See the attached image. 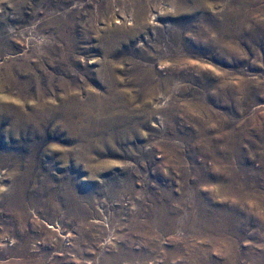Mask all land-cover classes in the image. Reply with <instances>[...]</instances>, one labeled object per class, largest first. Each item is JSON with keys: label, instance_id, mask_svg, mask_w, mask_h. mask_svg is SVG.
Segmentation results:
<instances>
[{"label": "rangeland", "instance_id": "rangeland-1", "mask_svg": "<svg viewBox=\"0 0 264 264\" xmlns=\"http://www.w3.org/2000/svg\"><path fill=\"white\" fill-rule=\"evenodd\" d=\"M0 264H264V0H0Z\"/></svg>", "mask_w": 264, "mask_h": 264}]
</instances>
